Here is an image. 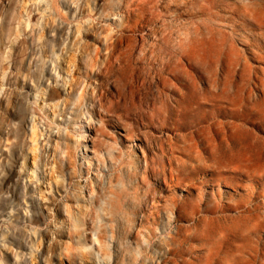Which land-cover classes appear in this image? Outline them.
<instances>
[{
    "label": "rangeland",
    "instance_id": "rangeland-1",
    "mask_svg": "<svg viewBox=\"0 0 264 264\" xmlns=\"http://www.w3.org/2000/svg\"><path fill=\"white\" fill-rule=\"evenodd\" d=\"M263 176L264 0H0V264H264Z\"/></svg>",
    "mask_w": 264,
    "mask_h": 264
},
{
    "label": "bare ground",
    "instance_id": "bare-ground-1",
    "mask_svg": "<svg viewBox=\"0 0 264 264\" xmlns=\"http://www.w3.org/2000/svg\"><path fill=\"white\" fill-rule=\"evenodd\" d=\"M119 8L121 9V5L119 6ZM124 11L127 13V14H130V9L128 8V6H125L124 8ZM87 35L88 37H93L92 34H85ZM61 36V33L60 32H56L54 37L55 38H59ZM143 36V34H142ZM123 37L124 36H119L117 38V40L113 41V42H109L107 40L105 46H104V50L106 51L105 53H101L102 50L100 48H95L94 49V53L91 54V52L87 53V60H89L88 62H91L90 64L93 65V66H99L101 65L103 62L105 63L106 67L107 68H110L113 69V71L115 70H118V71H123L126 66L131 62L133 61V47L132 45L130 44H127V46L125 47L123 45ZM96 39V37H94ZM126 38L128 40H132V37L131 36H126ZM124 48H126L127 50H125ZM151 53L153 54H158V50L156 48H153L150 50ZM99 55H101L104 59L101 61L100 58H99ZM151 63H155L158 61V58L154 57L152 58L151 60ZM153 79L156 78V76H152ZM161 76H159L157 79V82H156V85L158 86L160 84V80H161ZM126 80H130V81H127L125 83V86H128L131 88V90H137V88H142V87H145L147 84H150L151 81L147 80V79H139V77H130ZM75 85V84H73ZM80 86V87H79ZM59 87H56V89H58ZM85 88V84H82V81L81 82H78V85L77 86H74V91L75 93L78 92V94H76V97L74 98L73 100V105L74 107L76 108V112L77 114H79V111L82 107V90ZM80 89V91H79ZM102 118L104 117H107V115H101ZM135 129L133 127H130L128 128V131L132 132L134 131ZM83 134H85L83 132ZM127 140L128 137H126ZM248 159L251 160L252 159V156L249 155L248 156ZM264 177V176H263ZM264 179V178H263ZM249 212V209L246 208V209H242L241 211H239L236 216H239V217H243V216H246ZM77 222L80 224L81 220L80 219H76ZM98 234H96L97 236Z\"/></svg>",
    "mask_w": 264,
    "mask_h": 264
}]
</instances>
